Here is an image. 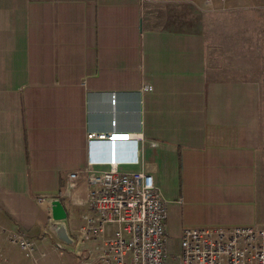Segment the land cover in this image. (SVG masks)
<instances>
[{
  "label": "crops",
  "instance_id": "0c3cea01",
  "mask_svg": "<svg viewBox=\"0 0 264 264\" xmlns=\"http://www.w3.org/2000/svg\"><path fill=\"white\" fill-rule=\"evenodd\" d=\"M256 22H264V0H0L7 264H57L55 256L34 262L7 234L42 239L57 224L51 202L58 200L67 213L59 223L74 236L88 189L80 180L64 193L66 173L108 158L106 144L88 145L86 136L108 133L112 121L117 131L141 136L118 143L116 156L137 157L153 176L169 204L166 242L174 236L178 251L186 224L264 226L260 83L246 76L244 43L234 49L228 40L246 37L232 23Z\"/></svg>",
  "mask_w": 264,
  "mask_h": 264
},
{
  "label": "built area",
  "instance_id": "2783aa9c",
  "mask_svg": "<svg viewBox=\"0 0 264 264\" xmlns=\"http://www.w3.org/2000/svg\"><path fill=\"white\" fill-rule=\"evenodd\" d=\"M141 90L150 92L152 85H144ZM115 101L112 95L110 103L114 105ZM86 138L88 145L105 143L107 154L111 148V159L89 160L83 169L66 173L64 193L80 180L88 189L82 224L72 244L58 240L54 227H47L44 237L38 240L8 233L10 246H17L34 262L69 250L76 258L73 264H264V226L258 225L190 226L181 231L179 251L169 255L167 201L137 157L135 161H124L116 156L118 143L141 140V136L117 131L112 121L108 133L92 132ZM127 162L141 165L140 169L121 170ZM43 240L48 241L46 249L42 248ZM3 252L0 247V264H7Z\"/></svg>",
  "mask_w": 264,
  "mask_h": 264
},
{
  "label": "rangeland",
  "instance_id": "374dc122",
  "mask_svg": "<svg viewBox=\"0 0 264 264\" xmlns=\"http://www.w3.org/2000/svg\"><path fill=\"white\" fill-rule=\"evenodd\" d=\"M231 29L235 31H240L241 33L244 32V35H246V37H240V39L232 38L228 40L232 48L234 49L238 47V43H236L237 41L240 43H244L242 47L238 48L240 49L239 51H241L240 57L245 61L244 66L246 69V76L255 78L260 83V93L262 94L264 109V22L232 23ZM167 207H169L168 203ZM258 209L262 216V221H264V200L258 205ZM167 213L170 215L169 210ZM167 222L170 223V217ZM189 222L197 223L198 221L194 218ZM175 227H179L178 220L176 222ZM185 228H190V226L186 224V227H183L181 230ZM73 238V236L70 237L71 240ZM167 247L169 255H174L178 252L177 240L174 238V236L170 235L168 237ZM65 254H67V256ZM68 254H72V252L68 250L62 255L55 256L58 260L57 264H70L68 263Z\"/></svg>",
  "mask_w": 264,
  "mask_h": 264
},
{
  "label": "water",
  "instance_id": "95a60500",
  "mask_svg": "<svg viewBox=\"0 0 264 264\" xmlns=\"http://www.w3.org/2000/svg\"><path fill=\"white\" fill-rule=\"evenodd\" d=\"M51 215H52V220L55 221L57 224L54 226L53 231L61 242L71 245L72 240L70 239L66 227L64 224H61L59 222L65 221L67 218V213L58 200H54L51 202Z\"/></svg>",
  "mask_w": 264,
  "mask_h": 264
},
{
  "label": "clouds",
  "instance_id": "9594fccd",
  "mask_svg": "<svg viewBox=\"0 0 264 264\" xmlns=\"http://www.w3.org/2000/svg\"><path fill=\"white\" fill-rule=\"evenodd\" d=\"M108 157H109V160L111 159V148H110V150L108 151Z\"/></svg>",
  "mask_w": 264,
  "mask_h": 264
},
{
  "label": "bare ground",
  "instance_id": "6f19581e",
  "mask_svg": "<svg viewBox=\"0 0 264 264\" xmlns=\"http://www.w3.org/2000/svg\"><path fill=\"white\" fill-rule=\"evenodd\" d=\"M113 151V150H112Z\"/></svg>",
  "mask_w": 264,
  "mask_h": 264
}]
</instances>
